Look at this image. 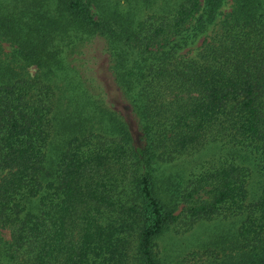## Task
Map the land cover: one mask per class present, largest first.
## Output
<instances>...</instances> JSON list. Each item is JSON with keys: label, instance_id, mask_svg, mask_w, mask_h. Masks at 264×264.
Here are the masks:
<instances>
[{"label": "trees", "instance_id": "16d2710c", "mask_svg": "<svg viewBox=\"0 0 264 264\" xmlns=\"http://www.w3.org/2000/svg\"><path fill=\"white\" fill-rule=\"evenodd\" d=\"M227 1L0 0V264H183L211 221L193 264H264V0Z\"/></svg>", "mask_w": 264, "mask_h": 264}, {"label": "rangeland", "instance_id": "374dc122", "mask_svg": "<svg viewBox=\"0 0 264 264\" xmlns=\"http://www.w3.org/2000/svg\"><path fill=\"white\" fill-rule=\"evenodd\" d=\"M229 0L224 7V10L228 9ZM196 52V44L189 49L183 50L182 53L193 55ZM31 72L34 71V67L30 68ZM105 91L110 96L112 100V105L115 109L123 114V117L131 128H133L134 124L131 120V116L128 113L127 106L122 103L118 97L116 96V91L112 84L110 83V79L105 76ZM134 139L139 140L134 130ZM215 231L214 221L207 223H197L190 230L185 231L182 226L177 227L175 230L168 232L162 239L158 242V249L162 254L168 255L167 258L172 259L173 257H177L178 260L183 259V264H193L200 261L201 258H192L190 257V253L199 249L201 244L207 240ZM1 235L5 240L10 239V232L8 229L1 230ZM185 258V260H184Z\"/></svg>", "mask_w": 264, "mask_h": 264}]
</instances>
